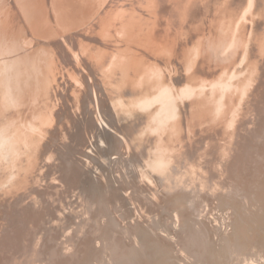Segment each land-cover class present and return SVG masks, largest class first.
<instances>
[{"label": "rangeland", "instance_id": "rangeland-1", "mask_svg": "<svg viewBox=\"0 0 264 264\" xmlns=\"http://www.w3.org/2000/svg\"><path fill=\"white\" fill-rule=\"evenodd\" d=\"M133 6L132 66L106 85ZM263 132L264 0H0V264H228L234 224L258 234L225 190L254 183L231 171L250 175ZM193 187L209 241L191 236ZM157 216L170 237L118 254Z\"/></svg>", "mask_w": 264, "mask_h": 264}, {"label": "bare ground", "instance_id": "bare-ground-1", "mask_svg": "<svg viewBox=\"0 0 264 264\" xmlns=\"http://www.w3.org/2000/svg\"><path fill=\"white\" fill-rule=\"evenodd\" d=\"M157 2H158V0H157ZM134 3H135V5L134 4L133 5L137 7L139 4V1L138 2L134 1ZM149 3H148V5H149ZM148 5H147V7H148ZM134 6L131 7V13L129 15V19L127 20V26L125 28L127 34H126V36H124L123 40L117 41L113 44L112 54L109 55V64H108L106 70L103 71L104 72L103 75H104L106 85L108 84V85L112 86V85L119 83L120 80L123 81V78L125 76V73L127 72L128 67L131 68V66H132L130 52L133 51L134 46L132 47L131 42L134 41L133 36L135 35V32L137 30L136 28H137L138 20H139L138 17H141V16H138V14L142 12L140 10L141 12L139 11V13H138V10H137L136 11L138 13L137 14L135 12L136 9H134ZM142 6H144V5H142ZM139 9H141V8H139ZM142 9H143V13H145V12L147 13V11L144 9V7ZM135 101H136V99H135ZM117 103H119V102H117ZM121 104H118V105H121ZM126 104H127V102H126ZM133 106H134V104H133ZM126 107L128 108L129 105L127 104ZM129 108H131V106ZM121 110H123V109L121 108ZM263 138H264V132H263ZM114 142H113V144L115 145ZM256 154H258V153H256ZM258 155H259V157H256L258 159L257 165L255 168H252L249 176H248V174H245V176H244V174H242V173L232 174V171H231L232 177H235V179L237 181H242V180L249 178V179H254V183L250 184L249 182H245V183L239 182V183L234 184L230 189L225 190V193L234 194L236 192V196L235 197L232 196L229 199V201H230L229 205H231L233 207V212L235 214H238V213L240 214V217H241L242 221L244 222L243 224H244L245 228H247L249 231H254L255 233L258 234V236L251 238L248 234L242 233L243 229H240L239 227H235V224H234V230L232 232L233 237L230 236V238H232V241L231 242L225 241L223 243L224 245L229 247L227 252H226L228 264H254V263L255 264L256 263L257 264H264V177L262 175V173L264 171L262 173L259 172L260 169L264 168V152H261V154H258ZM122 170H123V172H125L127 179L130 181L131 175L129 172L131 170L129 171L128 168H123ZM178 170H179V168H178ZM175 172H176V169L172 168L171 170L165 171L164 173H162L160 178H162L164 180L166 178V176H168V175H170L172 177V175ZM119 176H121V175H119ZM119 176H117V178ZM243 176H244V178H243ZM119 179H120V177H119ZM110 180H112V179L110 178ZM113 184L114 183L112 180L110 182V189L112 190V195L120 196L121 194L120 195L117 194L118 188L116 187V185H114L115 186L114 187ZM94 186H96V187H94L95 193L97 192L96 195L99 196L100 193H102V192L97 190V188L99 187L98 185H94ZM171 186L174 187V184L168 185L166 189H169ZM120 188H121V186H120ZM205 190L207 191V189H203V188L200 189L197 187H193L191 189L192 195L190 197L188 205L192 209V211L190 213L193 215L194 220L198 223L197 231L194 232L193 235H191V236L192 237L200 236L201 240L209 241V238L205 234V231L207 229V224L205 223L204 218H206V219L209 218L212 222L218 223V217L216 214H214L213 211L209 212L210 211V206H209L210 204L207 201H205L206 199L204 198V193H203ZM93 193H94V190H93ZM101 195L103 197H100V199H97V200L101 203L99 210H101L100 213H102L104 218H105L104 225L106 226V230H107L106 232L107 233L109 232L110 235H111V233H112V235H114L115 231H117L118 227L115 223L112 222V220H111V222L109 221V217H107L105 215V212H102V210L104 209V206H102V204H104L105 200H108V199H106L107 197L104 196V193H102ZM195 201H198L199 205ZM120 202H122V201H120ZM124 206H126V205H124ZM123 208L126 209L128 207H123ZM170 211H171V214H173V218H172L173 220L172 221H174V224L179 229L180 224H182L180 222L181 216H180L179 209L176 206L175 207V213H172V210H170ZM102 214H100V215H102ZM97 218H99V217H97ZM161 218H162V216H161ZM160 219L158 216L155 219H151L152 222L150 223V225H148L149 226L148 228H144L142 226L143 228L136 232V235H135L136 237L134 238V240H135L134 246L132 248L129 247L130 249H127L124 251L122 250L123 248H120V250H122V251L118 252V254L124 255L125 252L127 254H129L130 250L135 249L136 245H138L140 243L139 240H142V241L148 240V238H149L148 236L149 235L154 236L153 232H156L157 230L163 232L168 237H170L171 233L173 232L172 228L169 226L168 221L165 220V217H163L162 220H160ZM103 221L104 220L102 219L101 222L103 223ZM102 223H100L99 225H101ZM136 227H135V229H136ZM102 229H104V227ZM130 229H131V227H130ZM107 239L108 238H105L102 242H106L105 240H107ZM124 243H126V242H124ZM96 244H98V243H96ZM121 245H122L121 247H123V245H125V244H121ZM98 246H100V245L98 244ZM233 246H234V249L232 250V253L234 255L231 254V249ZM124 256H126V255H124ZM133 264H136V263L133 262ZM200 264H212V263L201 262Z\"/></svg>", "mask_w": 264, "mask_h": 264}]
</instances>
